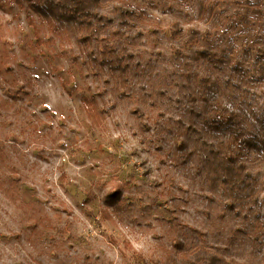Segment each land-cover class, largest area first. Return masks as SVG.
Returning a JSON list of instances; mask_svg holds the SVG:
<instances>
[{"label": "rangeland", "instance_id": "1", "mask_svg": "<svg viewBox=\"0 0 264 264\" xmlns=\"http://www.w3.org/2000/svg\"><path fill=\"white\" fill-rule=\"evenodd\" d=\"M119 3L140 11L137 22H118ZM98 4L109 17L103 39L109 34L134 52L138 71L121 89L32 12L44 40L37 45L26 1L0 0V264H263L253 223L264 153L246 149L237 160L251 172L254 192L245 196L220 180L213 186L199 153L189 152L195 132L186 125L232 154L237 145L208 118L234 111L246 132L258 126L264 74L238 88L225 70L190 54L210 47L252 67L261 57L249 44L264 48V0ZM192 29L198 39L190 44ZM85 96L104 102L101 125L90 121ZM133 105L148 122L143 132ZM174 134L188 147L179 149ZM115 180L126 208L110 220L101 210Z\"/></svg>", "mask_w": 264, "mask_h": 264}, {"label": "trees", "instance_id": "2", "mask_svg": "<svg viewBox=\"0 0 264 264\" xmlns=\"http://www.w3.org/2000/svg\"><path fill=\"white\" fill-rule=\"evenodd\" d=\"M22 6V0H17ZM27 2L29 11L26 13L27 23L32 27L36 44L44 43L41 24L32 16V12L39 14L38 17L45 24V27L59 39L60 42L74 40L82 47L85 53V60L89 67L105 69L112 77L116 86L124 85L128 81L129 73L138 71V67L134 65V52L124 42H115L108 35L107 38L101 36L103 20L108 19L105 14L100 12L98 0H24ZM117 12V20L120 24H133L141 17L140 11L133 7L123 4H115ZM197 31L192 29V35L188 39V43L197 41ZM102 37V38H101ZM101 40V41H100ZM250 48H254L261 60L256 59L253 66L244 63V60H228L224 51H218L214 48L196 46L191 50L190 57L194 61H203L208 68L222 69L227 73L226 82L238 88L242 86L252 87L255 79L264 74V48H259L253 42L249 44ZM136 63V62H135ZM204 78L200 77L199 80ZM121 89V88H120ZM104 102L97 100L92 96L82 98V105L92 124L99 126L106 119ZM139 123V129L146 127L148 123L145 121L143 114L139 113L137 106H130ZM210 116V115H209ZM150 121V118H147ZM215 122L216 129L224 133L228 139H232L239 149L237 154L226 151L223 141L210 138L206 131L186 125L195 132L192 148L189 152L199 153V165L203 167V173L206 178L212 181L213 186L217 181L227 183L230 188L237 187V191H242L245 196L254 192L253 177L245 165L239 160L244 150H255L264 153V113L258 114V126L253 131L246 132L242 124V120L234 111L226 112L225 115L214 114L208 118ZM184 125V124H183ZM141 130V129H140ZM143 132V130H141ZM190 132V131H189ZM174 143L179 142V149L188 147L187 138L180 134H174ZM178 147V146H177ZM188 151L184 160L187 159ZM183 161V160H182ZM65 175V173H63ZM103 202L105 207L101 210V215L107 219L113 220V216L118 218L124 212L125 201L122 194V186L118 181L111 183L109 189L104 193ZM253 208V206L251 207ZM255 234L261 232V237L257 240L262 242L263 264H264V196L260 204L255 209ZM263 239V240H262ZM175 244H179L176 242ZM138 257L144 258L137 254ZM153 264H159L154 261ZM174 264H180L174 261Z\"/></svg>", "mask_w": 264, "mask_h": 264}]
</instances>
